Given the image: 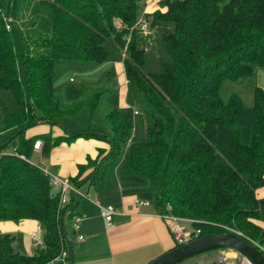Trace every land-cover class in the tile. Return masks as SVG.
Instances as JSON below:
<instances>
[{
    "label": "trees",
    "instance_id": "1",
    "mask_svg": "<svg viewBox=\"0 0 264 264\" xmlns=\"http://www.w3.org/2000/svg\"><path fill=\"white\" fill-rule=\"evenodd\" d=\"M36 1L49 7L52 20L19 18L25 29L24 90L10 25L0 12V91H10L15 103L10 112L0 100V133L7 132L0 142V221L34 220L43 245L33 254H21L13 248L11 234H0V264H43L62 249L70 260L61 217L72 216L73 197L58 209L55 189L29 157L35 140L53 147L78 137L102 141L108 148L87 159L93 167L81 178L78 167L72 186L110 174L126 150L127 171L156 178L158 213L168 203L172 214L199 229L198 236L229 228L264 255V198L255 196L264 186V90L253 88L250 107L235 94L225 101L218 96L224 79L239 81L264 68V0H165V10L153 11L149 23H172V31L158 38L168 61L157 72H144V50L135 42L143 0ZM107 37L123 50L124 78L144 106L149 121L145 139L129 140L130 129L115 108L102 111V130L63 128V136L27 137L33 126L59 127V118L100 110L107 86L81 85L80 98L65 103L55 93L53 76L60 61L84 70L105 62ZM11 149L15 154L3 153Z\"/></svg>",
    "mask_w": 264,
    "mask_h": 264
},
{
    "label": "crops",
    "instance_id": "2",
    "mask_svg": "<svg viewBox=\"0 0 264 264\" xmlns=\"http://www.w3.org/2000/svg\"><path fill=\"white\" fill-rule=\"evenodd\" d=\"M164 2L165 0H143L139 6L137 17H140L141 14H147L145 19L149 24L150 15L153 11L163 12L165 10ZM149 27L150 29L153 28L150 25ZM147 30H141L142 34L147 35ZM109 45L111 44L104 46L103 42L106 51L110 48ZM114 45L115 47L112 46L113 54L106 58L107 61L83 70V74L87 78L89 69L97 67V73L101 72L107 65H113L115 72H117L116 81L121 83L118 90L120 94L123 93L124 89L122 83L127 84L122 66L124 53L120 47ZM137 114L138 112L132 113L133 116ZM63 128L39 124L29 128L25 135L28 137L48 133L51 138L63 136ZM100 129L102 130V128ZM38 140L41 142V147L39 150H32L31 155L37 158L39 167L68 182L76 175L79 166L82 167L80 178L88 174L93 166L92 161L86 163L87 159L93 160L97 149L108 148L104 142L92 138L78 137L69 143L61 142L53 147L44 144L42 139ZM138 175L127 171V168H120L116 165L110 174L103 176L100 180H85L80 183L77 190L81 195L77 193L68 194V200L73 197L74 201L71 214L81 216V222L76 231L71 229V217L67 214H63L61 217L62 231L71 250L70 260L66 258L69 264H145V262L147 263L173 247L174 240L169 226L156 214L155 204L151 203L152 201L149 199L150 192L142 189L143 180ZM255 196L264 198V186L255 191ZM133 198L146 200L149 205L134 206ZM106 204H110L116 209L109 225L105 224L99 213V206ZM64 217L68 219L69 234L65 229ZM178 223L185 230L193 229L187 219L179 220ZM37 226L34 220L0 221V234L9 233L12 235L16 230L31 233ZM77 235H81L82 239L77 240ZM41 247L35 246L34 252ZM17 252L19 251L17 250ZM65 262L62 258H53L43 264H65Z\"/></svg>",
    "mask_w": 264,
    "mask_h": 264
},
{
    "label": "rangeland",
    "instance_id": "3",
    "mask_svg": "<svg viewBox=\"0 0 264 264\" xmlns=\"http://www.w3.org/2000/svg\"><path fill=\"white\" fill-rule=\"evenodd\" d=\"M0 12L6 17V23L10 25L8 32L13 52L16 56L17 77L20 86L24 90L25 80L24 69L21 62L23 49L21 35H25V29L20 25L22 21L19 18H22L23 21L41 18L45 21V24H48L52 20L51 12L46 4L37 2L36 0H5L0 3ZM152 27L153 28L150 29L148 24L147 35L142 34L140 26H138L135 31L136 45L140 49L144 50V72H157L160 64L168 61V57L163 52L162 45L158 38L160 34L172 31V23L158 21L155 26L153 25ZM107 44H111L109 45L110 48L107 50V58H109V56H112L113 54L112 46L115 47V43L110 37H107L104 41V46ZM96 68L97 67L89 69V74H87V78H85L83 74L84 69L80 68L72 61H60L55 65L53 76V82H55V84H53V87L58 96H63L65 103H69L80 98L81 85H86L87 87H92L93 89H97L105 85L109 90L104 92L100 97V110L94 111L91 116L87 113L85 114L84 111H81L79 115L73 118H59V127H64L65 129H68L69 132H81L86 129L94 131L99 130L100 128H104L102 111L108 108H115L121 111V118L125 126L130 129L131 134L129 140L136 142L143 141L145 139L146 126L149 124V121L144 112L143 104L138 102V95L135 94L130 85H124V83H122L124 87L123 93L119 94L118 90L121 83L119 84L116 81L117 72H115L113 65H107L101 72L97 73ZM68 79L71 80L68 81ZM255 86L264 90V68L257 69L254 74L239 81L224 79L218 88V96L221 100L225 101L229 95L235 94L240 99L241 104L244 107H250L252 104V91ZM0 100L8 111L12 112L15 109V103L10 91H0ZM133 110L138 112L136 116L132 115ZM6 135L7 132L0 133V142L2 140L4 141ZM29 161L39 166L37 158L33 155H30ZM117 165L120 168H126V150L123 152V155ZM139 178L143 180L142 189L150 192L149 199L152 201L151 203H154L155 199L153 192L156 186V178L143 176H140ZM67 221L68 219L64 217L63 222L65 224V229L69 234L70 231ZM12 235L14 237L12 245L16 251L18 250L23 254H32L34 252L35 245L30 237V233L16 230L12 233ZM35 236H38L36 231ZM215 250L192 255L179 261L178 263L215 264L226 256V262L228 264H242V258L236 252L226 249Z\"/></svg>",
    "mask_w": 264,
    "mask_h": 264
},
{
    "label": "built area",
    "instance_id": "4",
    "mask_svg": "<svg viewBox=\"0 0 264 264\" xmlns=\"http://www.w3.org/2000/svg\"><path fill=\"white\" fill-rule=\"evenodd\" d=\"M139 26L142 31H146L148 28L147 20L143 16V14L140 15L139 17ZM6 28H9V25H6ZM71 80V79H70ZM133 114H136L137 111L133 110ZM41 147V142L39 140H35L32 144V150L36 151L39 150ZM4 154H11L14 153V150H6L3 151ZM2 153V154H3ZM22 158V157H21ZM42 169V168H41ZM43 173L47 175L49 184L51 187H53L56 191L57 194V207L58 209H64L65 206L68 203V194H74L77 193L81 195L80 192H78L77 188L72 186L67 180L60 178L59 176L52 175L49 172H47L46 169H42ZM132 203L134 206L137 207H142V206H148L149 202L146 200H141L137 198H133ZM116 212V209L114 206L110 204L106 205H100L99 206V213L100 216L102 217L103 221L105 222L106 225H109L111 223V217L112 215ZM158 216L165 221L168 226L169 230L171 231V234L173 235V240L175 243L182 244L185 243L189 240H192L196 237H198V234L200 233L199 229L193 228L192 230H185L179 223V220H182L183 218H180L178 216H175L171 212V206L168 203L164 204V212L162 213H156ZM81 222V216L80 215H72L70 218V226L73 231H76L80 225ZM35 231L38 233V236H35ZM228 231L233 232L231 229L228 228ZM30 237L34 243L35 246H42V231L40 228L37 226L34 231L30 233ZM77 240H81L82 236L77 235L76 236ZM239 256L244 259L247 263H249L242 255L239 254ZM54 258H62L66 262L65 264H69V262L66 259V252L65 250H61ZM215 264H228L226 262V256H224L222 259H220L217 263Z\"/></svg>",
    "mask_w": 264,
    "mask_h": 264
},
{
    "label": "water",
    "instance_id": "5",
    "mask_svg": "<svg viewBox=\"0 0 264 264\" xmlns=\"http://www.w3.org/2000/svg\"><path fill=\"white\" fill-rule=\"evenodd\" d=\"M215 249L234 251L242 255L249 264H264V255L254 244H251L239 234L230 231L200 235L164 251L145 264H176L192 255Z\"/></svg>",
    "mask_w": 264,
    "mask_h": 264
},
{
    "label": "bare ground",
    "instance_id": "6",
    "mask_svg": "<svg viewBox=\"0 0 264 264\" xmlns=\"http://www.w3.org/2000/svg\"><path fill=\"white\" fill-rule=\"evenodd\" d=\"M242 264H249L244 259H242Z\"/></svg>",
    "mask_w": 264,
    "mask_h": 264
}]
</instances>
